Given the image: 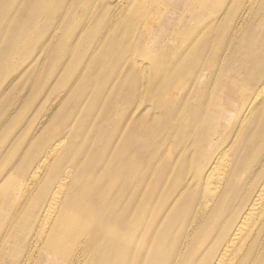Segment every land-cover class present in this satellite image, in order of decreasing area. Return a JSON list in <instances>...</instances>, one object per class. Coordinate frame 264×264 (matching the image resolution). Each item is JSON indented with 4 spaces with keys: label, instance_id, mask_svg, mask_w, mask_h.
<instances>
[{
    "label": "bare ground",
    "instance_id": "obj_1",
    "mask_svg": "<svg viewBox=\"0 0 264 264\" xmlns=\"http://www.w3.org/2000/svg\"><path fill=\"white\" fill-rule=\"evenodd\" d=\"M104 1L89 10L73 1L61 14L47 78L80 18L98 17ZM221 1L113 0L120 21L134 6L125 30L143 45L138 78L113 93L105 118L102 83L90 93L94 57L63 112L88 97L78 125L40 137L19 165L0 153L10 177L0 187V264H264V0ZM42 19L37 10L29 23ZM81 117L94 120L82 127ZM153 141L173 165L161 179ZM135 165L145 167L138 178Z\"/></svg>",
    "mask_w": 264,
    "mask_h": 264
},
{
    "label": "rangeland",
    "instance_id": "obj_2",
    "mask_svg": "<svg viewBox=\"0 0 264 264\" xmlns=\"http://www.w3.org/2000/svg\"><path fill=\"white\" fill-rule=\"evenodd\" d=\"M73 1L77 0H0V153L11 151L13 164L23 163L40 137L57 138L63 126L68 123L78 125V106L88 97L73 102L74 107L66 114L63 112L67 103L73 98L75 100L72 94L82 77L79 73L90 66L94 57L101 61L90 93L95 92L99 83H102L101 101L97 106L105 118L111 114L113 93L116 95L134 77L138 78L134 73L145 57L140 52L143 45L140 39L136 42L138 38L136 43L129 44L130 38L125 30L135 12L134 6L130 9L132 15L120 21L116 18L126 14H117L114 7L118 6L113 5V0H83L89 4L88 10L94 5H102L98 1H104L103 11L96 18H91L87 13V16L80 18L78 29L65 47L64 59L55 68L53 75L46 77L47 59L58 35L63 17L61 14L70 12L71 5L73 13ZM37 10L49 16L46 22L42 19L41 26L29 23V18ZM240 11L239 4L231 6L232 13L238 15ZM111 19L115 21L110 24ZM110 73L115 77L99 81V75L107 76ZM85 118L82 122V117L79 119L82 127L90 126L94 120L91 117L88 120ZM9 123L12 125L7 130ZM159 124L158 119L152 120L153 127ZM80 126L75 138L76 147H79ZM103 127H107L106 122ZM23 130L28 131L24 135L25 143L10 150L16 134ZM160 151L159 143L153 141L152 153L159 158L152 168L154 175H160L161 179L163 173L172 172L173 165L169 151H165L162 156ZM160 161L164 163L162 166L159 165ZM134 168L136 177L142 176L145 167L135 165ZM4 171L5 168L0 167V187L10 178ZM160 179L155 181L159 185L164 182Z\"/></svg>",
    "mask_w": 264,
    "mask_h": 264
}]
</instances>
